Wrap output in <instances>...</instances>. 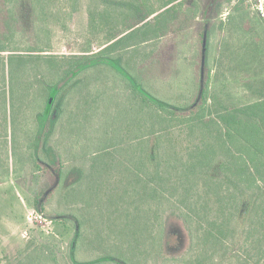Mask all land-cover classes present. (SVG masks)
I'll return each mask as SVG.
<instances>
[{"label": "rangeland", "instance_id": "obj_1", "mask_svg": "<svg viewBox=\"0 0 264 264\" xmlns=\"http://www.w3.org/2000/svg\"><path fill=\"white\" fill-rule=\"evenodd\" d=\"M106 1L112 4L111 15L102 8ZM120 1L54 0V15L37 32L30 12L22 7L24 1L18 0L16 17L26 36L19 35L17 40L20 44L47 41L49 48L44 54L53 57L51 63L68 65L77 56L102 49L109 34L125 28L132 14L142 16L170 0H137L139 11L124 13L114 6ZM202 8L201 0H182L161 13L163 17L169 13L167 19L159 21L160 15H152L151 27L160 36L139 45L134 54L133 49L123 54L124 61L131 56V63L141 64L151 90L173 101H187L197 89L202 72ZM215 8L219 14L212 19L210 35L205 38L214 110L251 103L264 93V24L253 3L222 0ZM74 83L79 86L67 96L63 116L50 139L66 170L63 184L54 189L52 170L35 167L28 158L25 130L32 125L22 110L28 103L17 86L12 104L14 88L0 61V264H34L27 262L25 255L41 250L42 244L58 264H77L70 250L76 233L71 212L84 223L76 253L79 261L89 262L121 245L129 249L137 264H174L166 258L180 256L190 245L180 219L171 217L157 252L149 239L151 229L131 231V214L144 204L148 186L135 181L131 162L141 149L139 144L146 140L142 119L130 109L131 101L120 91L123 88L116 87L104 73L82 74ZM44 260L38 254L35 263Z\"/></svg>", "mask_w": 264, "mask_h": 264}, {"label": "trees", "instance_id": "obj_2", "mask_svg": "<svg viewBox=\"0 0 264 264\" xmlns=\"http://www.w3.org/2000/svg\"><path fill=\"white\" fill-rule=\"evenodd\" d=\"M17 1L0 0V24L4 27L0 28V61L14 88L12 104L18 86L29 105L22 108L24 119L32 125L25 130L28 158L35 167L52 170L56 176L54 189L63 184L66 170L50 139L63 116L67 96L79 86L73 81L97 70L123 88L120 91L131 101L130 109L137 112L146 128L145 143L139 144L141 149L131 162L135 181L148 186L144 204L137 205L131 214V231L151 229L149 239L157 252L169 220L176 217L184 223L190 245L180 256L166 260L174 264H264V93L251 103L215 110L210 102V56L205 38L210 35L212 19L219 14L215 5L222 0H201L202 72L196 92L183 102L151 90L141 64L131 63V56L124 61L123 55L130 49L134 54L139 45L158 38L160 34L151 27L149 18L155 14V18L160 15L159 21L167 19L170 14L163 17L161 13L182 0H170L139 17L132 14L125 28L109 34L102 49L58 66L51 63L50 54H44L49 48L47 41L32 44L30 40L25 41L26 46H19L25 43L18 42L19 35H26L16 17ZM22 1L37 32L48 25L54 15V0ZM129 1L121 0L114 6L121 13L139 11L140 2ZM102 4L111 15L112 4ZM7 104L5 92V111ZM29 110L31 116L27 115ZM71 216L76 233L70 250L77 264H137L129 249L121 245L89 262L79 261L76 253L84 223L78 214L71 212ZM40 248L42 251H28L27 262L58 264L43 244ZM38 254L47 260L35 263Z\"/></svg>", "mask_w": 264, "mask_h": 264}, {"label": "built area", "instance_id": "obj_3", "mask_svg": "<svg viewBox=\"0 0 264 264\" xmlns=\"http://www.w3.org/2000/svg\"><path fill=\"white\" fill-rule=\"evenodd\" d=\"M253 3L255 10L264 24V0H249Z\"/></svg>", "mask_w": 264, "mask_h": 264}]
</instances>
